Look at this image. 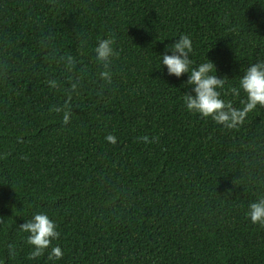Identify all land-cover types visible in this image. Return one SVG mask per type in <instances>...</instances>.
I'll list each match as a JSON object with an SVG mask.
<instances>
[{
	"label": "trees",
	"instance_id": "16d2710c",
	"mask_svg": "<svg viewBox=\"0 0 264 264\" xmlns=\"http://www.w3.org/2000/svg\"><path fill=\"white\" fill-rule=\"evenodd\" d=\"M0 264H264V0H0Z\"/></svg>",
	"mask_w": 264,
	"mask_h": 264
}]
</instances>
